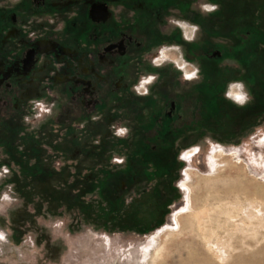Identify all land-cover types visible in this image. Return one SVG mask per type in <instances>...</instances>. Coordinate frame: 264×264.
I'll return each mask as SVG.
<instances>
[{"label": "rangeland", "instance_id": "1", "mask_svg": "<svg viewBox=\"0 0 264 264\" xmlns=\"http://www.w3.org/2000/svg\"><path fill=\"white\" fill-rule=\"evenodd\" d=\"M196 10L202 26L183 31L201 42L197 51L220 49L212 43L228 42L229 27L241 21L264 30V0H196ZM162 48L170 58L163 53L151 62L163 65L158 86H189L195 70L196 88L229 84L213 105L196 106L204 115H196V132L177 142L178 157L156 156L150 170L141 143L126 138L120 111L135 107L144 80L156 73H140L135 94L122 91L118 99L107 86L111 73H95L107 106L88 120L67 98L61 63L44 69L41 62L24 78L17 112L0 101V166L10 168L0 176V264H264V46L245 48L253 93L238 91L246 73L235 57L189 63L181 46ZM36 99L53 101V113L35 118ZM129 150L132 174L100 185Z\"/></svg>", "mask_w": 264, "mask_h": 264}, {"label": "flooded vegetation", "instance_id": "2", "mask_svg": "<svg viewBox=\"0 0 264 264\" xmlns=\"http://www.w3.org/2000/svg\"><path fill=\"white\" fill-rule=\"evenodd\" d=\"M201 22L196 0H0V90L4 93L0 101L17 112L21 109L17 101L24 78H31L41 62L46 63L44 69L49 66L47 62L61 63L59 73L67 74L69 80L64 87L67 98L76 100L80 116L88 120L107 106V98L99 93L103 87L96 84L95 73H111L109 77L114 79L107 86L117 99L122 91L135 94L132 87L140 82V73H156L144 80L145 91L135 107L127 106L120 111L126 138L141 143L144 158L149 160L144 168L150 170L148 166L158 163L156 156L178 157L177 142L196 132V115H204L202 110L196 111V106L202 109L207 103L213 105L221 93L226 94L229 84L228 80L220 79L209 89L196 88L195 70L189 86H158L163 65L156 68L151 62L163 53L170 58L162 47L181 46L182 60L189 63L202 57L220 58L225 54L235 57L239 68L243 67L241 73L247 75L241 81L242 87H238L242 92L249 81L245 48L256 43L264 46V30L241 21L229 27L228 42L212 43L221 46L220 49L197 51L196 45L201 42H196V36L190 41L183 28L196 29L202 26ZM146 53L148 56L144 58ZM130 66L133 69L129 70ZM198 67V73H203L199 64ZM127 73H134L133 78L123 81ZM31 101L23 106L32 105ZM48 102L52 104L51 115L55 103ZM118 112L116 108L113 115ZM132 155L133 150H129L121 167L110 165L100 176L99 184L102 180L115 183L117 178L132 174L128 164ZM3 168L10 172L8 165H1L0 171Z\"/></svg>", "mask_w": 264, "mask_h": 264}, {"label": "built area", "instance_id": "3", "mask_svg": "<svg viewBox=\"0 0 264 264\" xmlns=\"http://www.w3.org/2000/svg\"><path fill=\"white\" fill-rule=\"evenodd\" d=\"M34 117L37 119H42L51 113L52 104L43 99H36L34 101ZM8 172L7 168H3L0 171V176H4ZM8 197V194L2 196V199Z\"/></svg>", "mask_w": 264, "mask_h": 264}, {"label": "bare ground", "instance_id": "4", "mask_svg": "<svg viewBox=\"0 0 264 264\" xmlns=\"http://www.w3.org/2000/svg\"><path fill=\"white\" fill-rule=\"evenodd\" d=\"M167 55H168V53H167ZM166 56V55H165ZM189 70V69H188ZM190 71V70H189ZM186 72H188V71H186ZM192 72V71H191ZM147 82H149V80L147 81ZM235 92V91H234ZM233 92V93H234ZM219 152H222V151H219ZM195 154V152H194V150H193V152H191V153H187V155H186V159H191L193 156L195 157L196 155H194ZM215 155V154H214ZM193 157V158H194ZM185 176H186V174H184ZM176 217V216H175ZM172 221H176V218H175V220H172ZM5 238H6V236H5V234L2 232V234L0 235V242L1 241H4L5 240Z\"/></svg>", "mask_w": 264, "mask_h": 264}, {"label": "trees", "instance_id": "5", "mask_svg": "<svg viewBox=\"0 0 264 264\" xmlns=\"http://www.w3.org/2000/svg\"><path fill=\"white\" fill-rule=\"evenodd\" d=\"M254 76H255V75L251 76V77L253 78L252 81H251L252 84H253V83L255 82V80H256V79L254 78ZM254 79H255V80H254ZM248 90H249L251 93H253V91L255 90V89H254V86H253V85H252L251 87L248 86Z\"/></svg>", "mask_w": 264, "mask_h": 264}, {"label": "crops", "instance_id": "6", "mask_svg": "<svg viewBox=\"0 0 264 264\" xmlns=\"http://www.w3.org/2000/svg\"><path fill=\"white\" fill-rule=\"evenodd\" d=\"M1 252V251H0Z\"/></svg>", "mask_w": 264, "mask_h": 264}]
</instances>
